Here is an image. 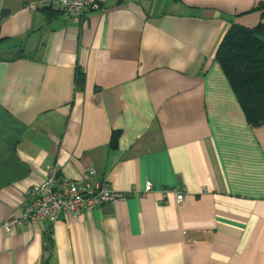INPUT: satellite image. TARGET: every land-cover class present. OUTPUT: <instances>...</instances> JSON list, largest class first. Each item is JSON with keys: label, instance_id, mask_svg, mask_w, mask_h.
<instances>
[{"label": "crops", "instance_id": "0c3cea01", "mask_svg": "<svg viewBox=\"0 0 264 264\" xmlns=\"http://www.w3.org/2000/svg\"><path fill=\"white\" fill-rule=\"evenodd\" d=\"M42 1L0 0V264H264V125L216 60L264 0H93L81 20ZM55 165L135 193L20 223Z\"/></svg>", "mask_w": 264, "mask_h": 264}, {"label": "built area", "instance_id": "2783aa9c", "mask_svg": "<svg viewBox=\"0 0 264 264\" xmlns=\"http://www.w3.org/2000/svg\"><path fill=\"white\" fill-rule=\"evenodd\" d=\"M55 6L67 18L77 20L84 19L91 8H99L93 0H56L32 3L30 9L37 11ZM60 173L61 168L58 165L53 166L46 178L28 191L29 200L20 223H55L64 212L76 218L84 210L94 211L104 203L114 202L135 193H124L111 188L107 183L96 182L97 171L94 168L89 169L81 180L69 179ZM153 190L154 183L147 181L142 195ZM171 193H174L180 202L185 198L183 190L163 188L162 201L168 202ZM5 226L7 229L12 227L8 223Z\"/></svg>", "mask_w": 264, "mask_h": 264}, {"label": "trees", "instance_id": "16d2710c", "mask_svg": "<svg viewBox=\"0 0 264 264\" xmlns=\"http://www.w3.org/2000/svg\"><path fill=\"white\" fill-rule=\"evenodd\" d=\"M96 4L102 8L101 3ZM251 11H261V21L254 27L232 23L218 47L216 60L227 76L248 123L251 127H260L264 125V2ZM5 16L6 13L3 18ZM4 40L0 37V43ZM84 82L85 73L79 70L77 85L83 86ZM118 136L119 132H114L115 143ZM49 239L47 237V241Z\"/></svg>", "mask_w": 264, "mask_h": 264}]
</instances>
